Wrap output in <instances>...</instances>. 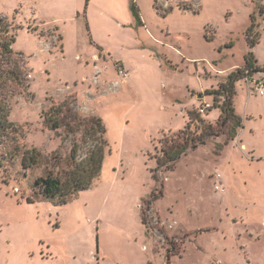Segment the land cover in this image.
<instances>
[{"label":"rangeland","instance_id":"obj_1","mask_svg":"<svg viewBox=\"0 0 264 264\" xmlns=\"http://www.w3.org/2000/svg\"><path fill=\"white\" fill-rule=\"evenodd\" d=\"M259 5L0 0L26 75L5 100L17 132L0 143V264H264ZM252 17L259 38L250 50ZM245 68L233 96L238 137L225 143L227 127L173 170L159 167L160 140L181 131L194 110L215 126L220 110L206 92ZM64 100L51 129L41 113ZM90 117L104 127L99 177L67 204L36 200V178L60 173L74 147L80 160L100 144ZM15 148L36 149L41 163L22 170Z\"/></svg>","mask_w":264,"mask_h":264},{"label":"trees","instance_id":"obj_2","mask_svg":"<svg viewBox=\"0 0 264 264\" xmlns=\"http://www.w3.org/2000/svg\"><path fill=\"white\" fill-rule=\"evenodd\" d=\"M88 1H85V5ZM258 13L264 19L263 5L258 6ZM255 29L256 23L252 17L251 25L246 32V41L250 50L259 38ZM13 42L14 36L10 33V24L5 17L0 16V143L11 133L17 132V127L9 120V109L5 103L7 91L11 85L23 87L26 80L22 67V54L13 50ZM253 62L252 51H249L247 66L252 68ZM245 70L247 68L230 73L226 82L219 84L217 89L206 92L213 95L212 107L220 110L215 126L202 119L199 112L194 110L189 112L188 123L181 131L160 140L157 156L159 167L173 170L177 162L189 151L206 144L208 139L219 136L227 127H230V130L225 143L236 138L237 129L241 128V119L235 114L233 107L234 88L238 80L246 77ZM65 108H68L67 100L50 106L41 113L43 122L51 129L59 128ZM86 122L90 123L91 130L100 136V144L89 149L85 157L80 160L77 159V150L74 147L69 159L66 160V167L60 173L56 175L47 173L45 176L36 178L33 184L36 200L49 201L54 205L67 204L81 191L90 189L93 181L99 177L106 145L103 139L104 127L98 117H90ZM18 155L20 156V166L24 171L39 166L42 161L41 153L33 148L22 152L15 148L12 157ZM29 201L32 200L29 199Z\"/></svg>","mask_w":264,"mask_h":264},{"label":"built area","instance_id":"obj_3","mask_svg":"<svg viewBox=\"0 0 264 264\" xmlns=\"http://www.w3.org/2000/svg\"><path fill=\"white\" fill-rule=\"evenodd\" d=\"M118 73H119V75H120L122 78L127 77V73H125V71H124L123 69H119ZM257 91H258V94H259L261 97H263V99H264V83H259V84H258V86H257ZM208 107H209V105L206 104V105H205V109L208 108ZM202 111H203V110H201V112H202Z\"/></svg>","mask_w":264,"mask_h":264},{"label":"crops","instance_id":"obj_4","mask_svg":"<svg viewBox=\"0 0 264 264\" xmlns=\"http://www.w3.org/2000/svg\"><path fill=\"white\" fill-rule=\"evenodd\" d=\"M86 1V0H85ZM19 12V11H18ZM18 12L16 13V14H18ZM78 13H79V11H77L76 12V15L78 16ZM236 137H238V135L236 136ZM226 149V148H225ZM223 153H224V150H223Z\"/></svg>","mask_w":264,"mask_h":264}]
</instances>
